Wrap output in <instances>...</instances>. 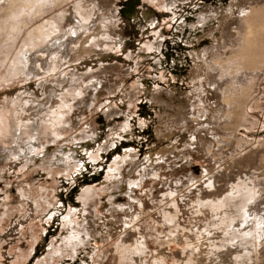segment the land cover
<instances>
[{"label":"rangeland","instance_id":"374dc122","mask_svg":"<svg viewBox=\"0 0 264 264\" xmlns=\"http://www.w3.org/2000/svg\"><path fill=\"white\" fill-rule=\"evenodd\" d=\"M27 1L0 0V264H264V0Z\"/></svg>","mask_w":264,"mask_h":264},{"label":"bare ground","instance_id":"6f19581e","mask_svg":"<svg viewBox=\"0 0 264 264\" xmlns=\"http://www.w3.org/2000/svg\"><path fill=\"white\" fill-rule=\"evenodd\" d=\"M32 4H33V2L31 0H28L24 7L25 8H28ZM39 4H41V3H39ZM21 27H22L21 25H17V24L10 26V28H12V30H16V33L14 35H11L9 38H15V37H17V33L21 30ZM28 57L29 56H26V53L25 52H22L21 55L19 54V56H17V58H15V61H16L15 62L16 65L15 66L17 67L18 65H21L22 64L23 66L26 67L27 62H29L28 60L30 59ZM15 66H13V67H15Z\"/></svg>","mask_w":264,"mask_h":264}]
</instances>
